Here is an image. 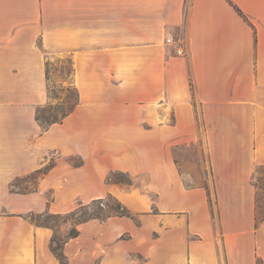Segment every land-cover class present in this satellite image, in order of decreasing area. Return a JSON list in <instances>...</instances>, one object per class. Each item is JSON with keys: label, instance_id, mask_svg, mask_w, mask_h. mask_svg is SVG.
Returning <instances> with one entry per match:
<instances>
[{"label": "crops", "instance_id": "crops-1", "mask_svg": "<svg viewBox=\"0 0 264 264\" xmlns=\"http://www.w3.org/2000/svg\"><path fill=\"white\" fill-rule=\"evenodd\" d=\"M232 1L254 28L227 0H0V264H63L54 230L27 214L108 194L132 216L90 219L74 238L65 222L67 264L264 261L252 181L264 165V0ZM47 53L70 56L79 103L43 130ZM177 144L206 146L216 203L185 183ZM46 166L35 189L13 190ZM108 171L133 184L106 188Z\"/></svg>", "mask_w": 264, "mask_h": 264}, {"label": "rangeland", "instance_id": "rangeland-1", "mask_svg": "<svg viewBox=\"0 0 264 264\" xmlns=\"http://www.w3.org/2000/svg\"><path fill=\"white\" fill-rule=\"evenodd\" d=\"M48 71H49V101L47 104L43 105L49 107L52 104V111L60 114L61 112L68 110L76 101H77V89L75 88L74 78H73V65L71 63L70 56L68 55H58V54H46ZM172 152L175 158L178 160L180 165V170L183 173V178L187 185H202V183L207 180L210 192L211 199L213 204L216 203L213 191H212V181L213 177L210 172V160L209 152L205 145L201 148L198 146H188L185 144H177L172 147ZM51 162L57 156V154H50ZM73 163H78L77 158H73ZM48 165V164H47ZM110 171L105 174V187L108 189H116L118 187L130 188L125 184L128 177L122 175H115L113 178H119L124 183H114L106 182V178ZM191 173V174H190ZM207 176V177H206ZM257 177L264 179V173H259ZM133 178V177H132ZM258 178V179H259ZM135 179V178H134ZM135 183L139 185L141 189L144 188V177L138 179ZM38 177L36 173L29 175L21 176L13 184L14 191H28L35 189L37 185ZM253 181V180H252ZM257 181V179H256ZM259 181V180H258ZM264 186V181H263ZM53 191L50 190L46 193V196L49 200L53 198ZM155 198V194H152ZM259 197L264 201V189H259ZM79 204L76 201V206ZM68 212V211H66ZM62 212V213H66ZM29 219L36 224H44L47 221L57 225L56 232L59 239H64L63 234L60 230L63 223L61 220L50 219L47 220L45 216L42 217H33L31 214H27ZM136 220L139 219V215L134 214ZM72 222V221H68ZM73 223V222H72Z\"/></svg>", "mask_w": 264, "mask_h": 264}, {"label": "trees", "instance_id": "trees-1", "mask_svg": "<svg viewBox=\"0 0 264 264\" xmlns=\"http://www.w3.org/2000/svg\"><path fill=\"white\" fill-rule=\"evenodd\" d=\"M231 6L237 11V13L242 16L247 22H249L251 25V21L247 17V15L242 11V9L236 5L232 0H227ZM253 26V25H252ZM254 28V26H253ZM48 67V64H46ZM47 78H48V93H49V71L47 68ZM191 86L193 88V84L191 82ZM77 89V87L75 86ZM77 101L68 109L60 114L55 113L52 111V104L49 105V107L40 106L37 109V120L40 123L43 130L48 129L52 124L59 123L64 120V118L69 115L71 112H73L76 108V106L79 103V92L77 89ZM175 161L178 163V160L175 159ZM49 169V166L43 167L39 170H37L36 176L40 178L42 175H44ZM259 173H264V165H259L254 174H253V185L256 188V206H255V226L258 228L260 223L264 220V201L260 199L259 197V189H264L263 181L264 179L257 177ZM115 175H122L127 176L128 180L125 181V184L132 185L133 184V178L128 172L123 171H110L106 182H114V183H124L119 178H113ZM207 177V176H206ZM259 178V179H258ZM257 179V181H256ZM259 180V181H258ZM189 186H195V185H189ZM202 186H204L207 189L208 195H209V201L211 205L213 204L211 199V192L207 183V180H205L202 183ZM31 216L33 217H42L45 216L47 220L54 219V220H61L63 223L72 221L73 227L70 231V238L77 237L80 233L79 229L77 228V224L86 222L90 219H100L101 221L107 220L111 216H132L131 211L115 196L112 194H108L104 198H98L94 199L88 203H83L82 201L79 202V204L72 210L66 212V213H51L49 211H44L42 213H31ZM44 226L51 227L54 230V235L52 238L51 243V249L54 252V254L57 256V258L63 263L67 264L69 262L67 256L65 255L63 251L64 244L66 242V239H59L56 227L57 225H54L47 221L44 224H41ZM256 264H264V261L261 257H257Z\"/></svg>", "mask_w": 264, "mask_h": 264}, {"label": "built area", "instance_id": "built-area-1", "mask_svg": "<svg viewBox=\"0 0 264 264\" xmlns=\"http://www.w3.org/2000/svg\"><path fill=\"white\" fill-rule=\"evenodd\" d=\"M166 42H167V43H173V39H172L171 37H169V38L166 39ZM177 52H178L179 54H183V53H184V51H183L182 48H179V49L177 50Z\"/></svg>", "mask_w": 264, "mask_h": 264}]
</instances>
